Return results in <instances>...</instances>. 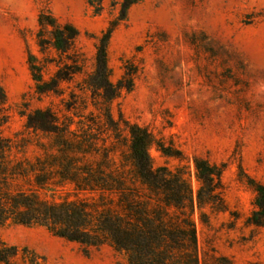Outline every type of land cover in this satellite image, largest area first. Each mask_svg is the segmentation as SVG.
<instances>
[{
  "label": "rangeland",
  "instance_id": "1",
  "mask_svg": "<svg viewBox=\"0 0 264 264\" xmlns=\"http://www.w3.org/2000/svg\"><path fill=\"white\" fill-rule=\"evenodd\" d=\"M126 1L0 0V85L9 103L0 131L12 142L10 163L26 168L10 189L55 201H99L98 193L76 191L66 176L81 184L87 171H110L130 181L123 123L114 131L99 95L83 82L94 43ZM135 1L106 47L110 82L122 80L125 67L134 70L132 89L108 103L110 114L146 128L154 140L152 164L178 171L191 190L193 204L183 210L195 227L199 264H264V227L246 224L254 197L249 182L264 183V0ZM40 12L78 31L75 48L85 60L83 73L44 93L35 91L29 53L45 81L69 60L52 48ZM35 110L54 114L52 131L25 126V114ZM195 157L222 165L213 205L196 199ZM36 176L42 187L34 185ZM170 217L182 214L170 211ZM0 240L27 246L44 264H128L108 244L85 251L40 225L9 221L0 226Z\"/></svg>",
  "mask_w": 264,
  "mask_h": 264
},
{
  "label": "trees",
  "instance_id": "2",
  "mask_svg": "<svg viewBox=\"0 0 264 264\" xmlns=\"http://www.w3.org/2000/svg\"><path fill=\"white\" fill-rule=\"evenodd\" d=\"M135 2L127 0L122 4L116 20L123 19L127 8ZM117 21L110 22L94 43L92 70L86 73L83 82L99 95L106 121L111 123L114 131L120 129L119 121L123 123L128 136L130 181L127 182L120 172L110 171H87L81 184L66 176L74 182L76 191L98 193L99 201L88 198L55 201L41 197L35 190L10 189V180L17 175L24 176L26 168L19 162L10 163L8 153L12 142L0 131V226L9 221L40 225L54 236L80 244L85 251L108 244L124 252L128 264H199L195 227L183 210L186 205L193 204L191 190L178 171L152 164L148 148L154 140L146 128L122 120L121 116L114 121L108 109V103L122 90L130 91L133 87L131 76L134 70L127 67L122 80L116 84L109 80L106 47ZM38 23L51 27L52 48L69 60L49 81H45L36 58L29 53L28 64L35 91L44 93L54 91L60 82L83 73L85 60L75 48L78 31L72 25L58 24L44 12L38 15ZM40 41L38 43L42 46ZM8 109V98L0 85V122L8 117ZM25 117V126L34 131H52V125L57 121L50 111L35 110ZM193 162L201 182L196 199L213 205L216 197L218 199L215 191L221 187L222 165L210 164L198 157ZM249 183L254 197L246 224L264 227V183L255 180ZM42 184V178L36 176L34 185L42 187ZM170 211L179 212L182 217L173 221ZM0 264H44V259L27 246L0 240Z\"/></svg>",
  "mask_w": 264,
  "mask_h": 264
}]
</instances>
